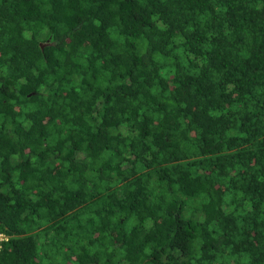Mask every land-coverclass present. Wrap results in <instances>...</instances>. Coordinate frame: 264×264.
I'll use <instances>...</instances> for the list:
<instances>
[{"label":"trees","instance_id":"1","mask_svg":"<svg viewBox=\"0 0 264 264\" xmlns=\"http://www.w3.org/2000/svg\"><path fill=\"white\" fill-rule=\"evenodd\" d=\"M0 230V264H264V0H0Z\"/></svg>","mask_w":264,"mask_h":264},{"label":"built area","instance_id":"2","mask_svg":"<svg viewBox=\"0 0 264 264\" xmlns=\"http://www.w3.org/2000/svg\"><path fill=\"white\" fill-rule=\"evenodd\" d=\"M10 236L0 230V249L2 248L3 242L8 241Z\"/></svg>","mask_w":264,"mask_h":264},{"label":"water","instance_id":"3","mask_svg":"<svg viewBox=\"0 0 264 264\" xmlns=\"http://www.w3.org/2000/svg\"><path fill=\"white\" fill-rule=\"evenodd\" d=\"M42 47L44 46V44L42 43V45H41Z\"/></svg>","mask_w":264,"mask_h":264}]
</instances>
